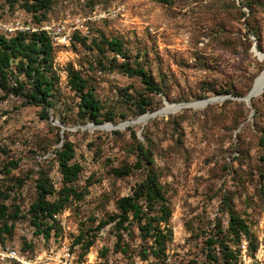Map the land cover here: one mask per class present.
<instances>
[{
    "label": "rangeland",
    "instance_id": "374dc122",
    "mask_svg": "<svg viewBox=\"0 0 264 264\" xmlns=\"http://www.w3.org/2000/svg\"><path fill=\"white\" fill-rule=\"evenodd\" d=\"M259 1L254 18H248L242 0H52L46 18L37 22L21 7L22 0L13 7L0 0V21L6 24L19 20L40 28L79 17L89 31L73 33L86 38L85 44L72 35L68 45L53 47L51 65L57 79L47 116L41 106L27 105L21 96L0 90V192L8 196L0 205L10 211L18 206L21 213L11 233L2 235L4 246L33 259L65 239L80 261L92 264H208L206 242L215 237L217 226L226 229L230 208L257 244L251 257L247 242L241 241L238 264H264V151L259 143L264 141V90L252 99L253 105L232 95L205 107L176 111L171 105L226 96L219 91L243 95L251 89L264 69V0ZM248 25L255 27L258 41L249 35ZM101 38L119 39L126 58L110 52L102 57L92 45ZM253 44L261 47L260 53L252 52ZM123 61L141 67L161 93L149 92L138 78L119 73ZM68 70L79 72L100 101L101 124L81 120ZM142 99L148 111L133 122L139 118L135 103ZM157 110L156 116L149 114ZM108 123L126 124L112 129ZM65 140L73 144V161L81 166L73 183L81 197L57 216L59 240L45 239L25 216L38 173H46L59 190L54 152ZM137 143L151 152L171 211L164 261L140 260L138 254L150 243L141 240L136 226L124 236L125 254L114 250V223L91 232L116 215L117 202L141 182V169L122 177L113 173L134 168ZM8 161L17 162V168L5 173ZM87 235L95 236L94 243L80 257L82 247L74 240Z\"/></svg>",
    "mask_w": 264,
    "mask_h": 264
},
{
    "label": "trees",
    "instance_id": "16d2710c",
    "mask_svg": "<svg viewBox=\"0 0 264 264\" xmlns=\"http://www.w3.org/2000/svg\"><path fill=\"white\" fill-rule=\"evenodd\" d=\"M18 0H6V3L13 7ZM162 3H169L173 0H160ZM52 0H22L21 7L24 11L37 21L40 18L45 19L51 9ZM241 5L248 10V18H254L255 6H261L259 0H242ZM248 33L258 41L257 31L254 26L248 25ZM73 39L85 44L86 38L79 33L73 35ZM92 45L99 54L104 57L106 52L115 56L126 58L123 50V44L119 39L93 40ZM261 51V47L257 44ZM53 46L44 32H35L31 34L18 33L9 38L0 35V90L5 94H14L25 99L27 105L41 106L44 114L47 116V107H52L54 85L56 76L52 72ZM119 73L129 77L138 78L149 92H160L152 82L150 76L141 67H131L128 62L123 61L117 68ZM19 76L24 78L22 82ZM68 82L70 89L77 96L78 115L81 120H89L94 124H101L102 105L96 98L92 89L87 87L86 80L79 72L68 70ZM27 84V88L25 86ZM250 90V89H249ZM247 90V93L249 92ZM218 94L234 96L240 98L246 94H237L228 90L219 91ZM202 97L199 100L206 99ZM255 98V97H254ZM253 98L250 103L253 105ZM148 104L142 99L135 103L137 109L136 116L144 115L148 110ZM107 122L113 123L111 115H106ZM134 135V134H133ZM264 151V141H259ZM136 164L134 168L128 167L113 171L116 177L128 176L132 169L142 170L143 178L132 190L130 195L122 197L116 204L118 213L108 217L105 221L99 222L95 227L94 233L109 223L112 225L113 236L115 238L114 250L122 254L126 253L128 248L125 242V235H131V227L136 226L140 238L144 243H150L148 249H142L139 257L142 261L149 260L151 257L155 261H164L166 259L165 248L167 242L171 239V231L167 227L171 211L165 197L164 187L158 181L157 173L153 168L151 152L141 143H137ZM55 162L60 174L61 186L58 191L50 182L44 172L37 174L35 178V192L33 201L29 204L26 218L34 228V231L42 235L45 239L55 237L57 239V216L66 208L72 200L80 199L73 187L81 171V166L74 162L73 144L67 140L62 142L60 149L55 150ZM17 168V162L8 161L3 166V172L9 173L11 169ZM2 173V172H0ZM19 185L22 182H18ZM6 194L0 192V199H7ZM53 198V199H49ZM228 207V202H223ZM228 221L226 229L223 230L217 226L215 237L206 242L205 259L208 264H238L240 256V243L244 239L247 242L246 251L253 257L257 250V244L252 236L248 226L239 216L230 208H227ZM21 218L20 208L14 206L10 211L9 206L0 205V245L3 244L2 235L10 234L14 223ZM94 237L78 236L74 244H80L82 252L80 257L86 255L89 248L94 243ZM234 246V247H233ZM217 249V252L215 251ZM107 252V250H103ZM102 251V252H103Z\"/></svg>",
    "mask_w": 264,
    "mask_h": 264
},
{
    "label": "built area",
    "instance_id": "2783aa9c",
    "mask_svg": "<svg viewBox=\"0 0 264 264\" xmlns=\"http://www.w3.org/2000/svg\"><path fill=\"white\" fill-rule=\"evenodd\" d=\"M40 31L45 33L53 47L68 45L75 32L83 33L82 35L89 33L79 17L67 18L63 24L55 26L45 24L40 28L25 26L19 20H13L7 24L0 21V35L6 38L18 33L31 34ZM57 239L59 240V238ZM0 264H92V262H88L86 259L80 261L75 255L71 243L63 239L54 246L43 249L33 259L25 258L15 248L0 245Z\"/></svg>",
    "mask_w": 264,
    "mask_h": 264
},
{
    "label": "water",
    "instance_id": "95a60500",
    "mask_svg": "<svg viewBox=\"0 0 264 264\" xmlns=\"http://www.w3.org/2000/svg\"><path fill=\"white\" fill-rule=\"evenodd\" d=\"M252 52L255 54L256 52L257 53H260V51L258 50L256 44H253L252 46ZM264 55V53H262ZM264 90V86H263V89H261V91H254L253 89V85L251 87V89L249 90V92L243 96V97H240L238 98L240 101H243L245 102L246 104H250V100L251 98H254V97H257L259 96ZM226 98H230L229 95H226L225 97H209V98H206V99H202L200 101H195V102H184V103H179V104H171V105H174L176 106V111H180L182 109H185V108H195L197 105H201V107H205L207 106L208 104H211V103H214V102H221L223 100H225ZM168 105L167 102H165V106ZM170 105V104H169ZM164 106V107H165ZM162 109V108H161ZM159 110L155 111V112H152V113H149L150 115H154L156 116V114L158 113ZM146 114L142 115L141 117L145 116ZM141 117L137 118L136 120H134L133 122H137ZM127 123V122H126ZM126 123H122L118 126H113L112 124L108 123L107 125L109 126H112V129H124V126ZM94 124V123H92ZM92 124H89L83 128H89L90 125Z\"/></svg>",
    "mask_w": 264,
    "mask_h": 264
},
{
    "label": "bare ground",
    "instance_id": "6f19581e",
    "mask_svg": "<svg viewBox=\"0 0 264 264\" xmlns=\"http://www.w3.org/2000/svg\"><path fill=\"white\" fill-rule=\"evenodd\" d=\"M263 85H264V69L259 74V76L257 77V79L253 85L254 91H260V89L263 87Z\"/></svg>",
    "mask_w": 264,
    "mask_h": 264
}]
</instances>
